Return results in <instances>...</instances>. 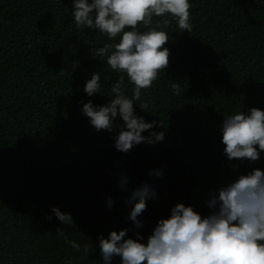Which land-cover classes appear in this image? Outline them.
I'll list each match as a JSON object with an SVG mask.
<instances>
[{"label":"trees","instance_id":"16d2710c","mask_svg":"<svg viewBox=\"0 0 264 264\" xmlns=\"http://www.w3.org/2000/svg\"><path fill=\"white\" fill-rule=\"evenodd\" d=\"M190 3L191 33L175 21L164 29L170 65L134 101L138 116L163 124L152 131H163L165 139L125 154L114 146L118 129L97 132L82 112L83 103L98 107L112 98L120 74L92 49L119 37L77 29L73 0H0V264H104L101 235L128 230L125 239L139 233L146 244L176 205L206 217L210 193L239 174L264 171V152L255 163L229 161L221 130L224 116L264 111V0ZM97 72L103 94L89 97L84 87ZM173 82L181 83L179 96ZM133 87L126 78L129 98ZM141 103L148 108L142 111ZM155 170L163 178L148 174ZM125 175L126 191L119 187ZM144 183L157 196L147 201L138 217L143 226L136 228L134 205L126 201ZM53 207L70 213L73 223L62 224ZM111 264H122L121 258Z\"/></svg>","mask_w":264,"mask_h":264},{"label":"clouds","instance_id":"9594fccd","mask_svg":"<svg viewBox=\"0 0 264 264\" xmlns=\"http://www.w3.org/2000/svg\"><path fill=\"white\" fill-rule=\"evenodd\" d=\"M190 0H73L72 16L77 29L87 27L98 30L110 40L119 41L92 49V55L107 57V65L119 73V79L111 86L109 103L95 107L91 101L83 103L82 112L89 118L97 132H114L118 129L115 148L127 154L140 144L154 145L165 139L162 123L146 122L135 111L134 101L141 100L142 90L150 89L161 71L170 65L168 28L175 21L181 32L192 31ZM160 18L153 27V18ZM142 25L144 31L138 30ZM134 87L132 98L125 95V79ZM175 95L181 93V83L171 84ZM89 97L101 91L100 75L93 73L85 84ZM144 111L148 105L141 103ZM123 121L116 125L117 118ZM222 144L229 161L257 162L264 152V111L253 107L249 111L224 116ZM149 132V136L143 133ZM238 171V166H233ZM163 178L162 170L148 173ZM128 176L119 181L126 191ZM154 187L144 183L133 190L126 203L134 205L130 219L141 228L138 217L147 209V201L154 199ZM207 201L211 214L204 217L192 206L178 204L167 219H161L147 243L127 238L128 230L112 231L108 238L99 237V249L104 264H111L120 257L122 264H264V171L252 169L239 174L234 180L210 193ZM113 201L108 199L111 208ZM51 211L64 225L73 223L70 213L53 207ZM51 219V217H48ZM58 236H65L57 229ZM73 249L80 244L67 240ZM91 246L85 245V252ZM71 264V261L68 262Z\"/></svg>","mask_w":264,"mask_h":264}]
</instances>
